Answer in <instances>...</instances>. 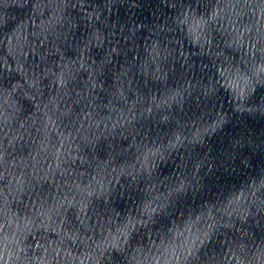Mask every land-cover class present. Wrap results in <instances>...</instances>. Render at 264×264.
Listing matches in <instances>:
<instances>
[{
  "label": "water",
  "instance_id": "obj_1",
  "mask_svg": "<svg viewBox=\"0 0 264 264\" xmlns=\"http://www.w3.org/2000/svg\"><path fill=\"white\" fill-rule=\"evenodd\" d=\"M0 264H264V0H0Z\"/></svg>",
  "mask_w": 264,
  "mask_h": 264
}]
</instances>
